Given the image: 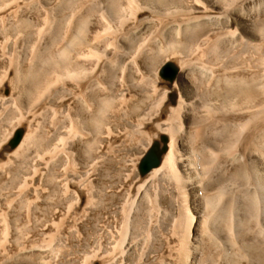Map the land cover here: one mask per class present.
<instances>
[{"label":"bare ground","instance_id":"6f19581e","mask_svg":"<svg viewBox=\"0 0 264 264\" xmlns=\"http://www.w3.org/2000/svg\"><path fill=\"white\" fill-rule=\"evenodd\" d=\"M256 1L0 0V264H264Z\"/></svg>","mask_w":264,"mask_h":264},{"label":"rangeland","instance_id":"374dc122","mask_svg":"<svg viewBox=\"0 0 264 264\" xmlns=\"http://www.w3.org/2000/svg\"><path fill=\"white\" fill-rule=\"evenodd\" d=\"M255 1H256V0H255ZM257 1H258V0H257ZM257 1H256V2H257ZM260 1H261V0H260ZM37 9H38V12H37ZM33 11H36V13L39 14V15H38L39 17H43V15H44V11H43L40 7H38V6H34V7H33ZM132 73H133L132 75L135 76V73H134V72H132ZM125 93H126V92H125ZM4 146L7 148L6 145H4ZM242 185H243L242 183H241V184L238 183L237 185L235 184L234 186H232V187H231V191H232V193H233L234 191H236L238 188H241ZM178 207H179V206H178ZM170 216H171V214L168 215L166 219L168 220V219L170 218ZM145 217H146L145 219L149 220V219H148V215H145ZM207 243L210 244L209 242H207ZM208 244H207V245H208ZM159 245H160V244H159ZM215 246L217 247V245H215ZM215 246H210V247H212V248L214 249V248H216ZM43 257H44V256H43ZM36 259H37V258H36ZM47 260H48V255H46V256L44 257L43 261H41L39 258L37 259V261L41 262L40 264H47V262H46Z\"/></svg>","mask_w":264,"mask_h":264}]
</instances>
